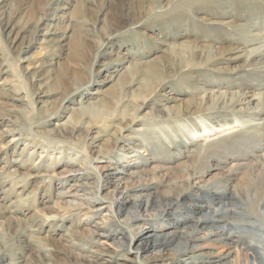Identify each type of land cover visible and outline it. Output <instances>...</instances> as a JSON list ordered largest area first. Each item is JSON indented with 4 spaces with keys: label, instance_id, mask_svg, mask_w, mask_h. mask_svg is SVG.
<instances>
[{
    "label": "rangeland",
    "instance_id": "374dc122",
    "mask_svg": "<svg viewBox=\"0 0 264 264\" xmlns=\"http://www.w3.org/2000/svg\"><path fill=\"white\" fill-rule=\"evenodd\" d=\"M262 46L264 0H0V264H264V198L250 207L264 112L216 105L264 94ZM191 47L194 68L178 69ZM148 69L163 77L150 95ZM129 74L142 84L120 88ZM204 96L218 109L172 115ZM203 119L210 134L193 138ZM234 222L262 230L241 239Z\"/></svg>",
    "mask_w": 264,
    "mask_h": 264
},
{
    "label": "bare ground",
    "instance_id": "6f19581e",
    "mask_svg": "<svg viewBox=\"0 0 264 264\" xmlns=\"http://www.w3.org/2000/svg\"><path fill=\"white\" fill-rule=\"evenodd\" d=\"M146 4H148V3H146ZM262 47H264V46H262ZM195 49L196 48H194V47L192 48L191 47V48H186L185 50H183V52H186L187 51V53L190 51L191 52V56H189L190 58H188L187 60H186V58L183 59L181 57L182 59H181V63L178 64L179 65V68L178 69H180V70H183V69L189 70L190 69L191 70V69L194 68L195 63H193V59L196 56L195 55L196 54ZM260 50L261 49H257L256 51H254L255 53H257V55L253 59V60H256L255 61L256 63L254 65H252V66L250 65V66L251 67L255 66L253 68L254 69L253 70L254 71L253 73H255V75H257V74L260 75L263 78V81H264V51H260ZM254 52L250 53L249 57L252 56L253 54H255ZM144 75L147 78V82L145 84H142V82H143L142 80L138 81V79H137V76L138 75L136 76V74H133V75L132 74H129V75H127L124 78H120L121 80L118 81L117 83L119 84V87L120 88H124V89H125V87L128 88L129 86H131L133 84H137V83H138V85L139 84H142L144 90H146L147 94L150 95V94L153 93L154 89L159 88L161 86V84L163 83V77H162V74H160L159 71H154L152 69L146 70L143 73V76ZM117 76H115V78ZM115 78H113V80H115ZM64 86H66L65 83H64ZM62 87H63V84H62ZM144 97H146V96H144ZM139 98H140V96H139ZM129 99H131V98H129ZM204 99H205V96L202 97L201 100L192 101L193 103L191 102V108H194L195 110H193V109L189 110L190 106L185 107V106H182V104H181L178 107L174 108L176 112H174L172 115L174 116L175 119H177L179 121L184 120L185 119V115H187V114H192V116H198V118H201L202 119L204 112L211 111L212 109L213 110H217L218 108H217L216 105H222V107H219V108H221L222 110H226L228 112V114H235L236 112H244V113L246 112L249 115H251L250 116L251 119L256 118L257 116H261V114L264 112V94L252 95L250 97H248V95H246V94H241V95H239V97L236 96L235 98H230V100H228V101L227 100H223L221 104H216L215 105L214 102H213V105H210L209 107H205L206 104H207V102ZM251 99L256 100V103L253 106L251 105L252 104ZM173 100H175V102L177 101V99H175V98ZM145 101H146V99H145ZM217 103H219V102H217ZM147 106H148V103H144V107H147ZM109 107H111V105H109V104H103V106H100L98 108L97 107H93L92 110L91 109L90 110H91V113L94 116V118L96 120H100L101 118H104L103 116L105 114H107L106 112H107V110H108ZM121 109H122L121 111H116L113 114H109V117L111 118V121H109V123H111V125H114V127H117V128L122 127L124 125V122L126 121L127 115H130V114H128L129 106L127 104H124ZM134 109H136V108L134 107ZM76 113H75V111H72V116H71V118H69L70 119V122L69 123L72 124V125L78 124V121H79V118L80 117H79V114L77 115ZM75 120H76V123L73 122ZM117 122H118V124H114V123H117ZM231 122L229 120H225L223 122V124H221L220 126H221V128L227 127V125L230 126V124H232ZM69 123H68V126H69ZM234 123H235V125H237V124H240L242 122L241 121L239 122V120L236 119V120H234ZM207 125H209L208 122H207V120L206 119H203L202 125H200V126L203 127V130H204L205 133H203L202 135H201V132L198 133V131L195 130L196 128L195 129L192 128L191 130H188V132L193 136V138H195L196 135H197L196 138H198L199 135H200V137L201 136H208L210 134L212 128L210 126H207ZM76 126H78V125H76ZM76 126H74L75 129H76ZM229 129L232 130L233 128L230 127L227 130H229ZM261 174H262V176H260V178H258V181H257V187H259V192H258L257 198H256V200L251 201V206H250L251 209H252V211L256 215H259L260 214V213L258 214V212H257L258 211V201L263 200V198H264V172L261 173ZM249 189L250 188H248V190ZM245 192H246V190H245ZM246 194H248V193H246ZM134 218L137 219V217H134ZM221 218H222L223 221L225 220V222H226V220H228V216L227 215H224V214L221 215ZM210 222H213V220L207 218V219H203L202 222H201V224L203 226H206L207 223H210ZM218 223H219V221H218ZM229 226H232L233 229L236 231L235 234H237V235H234V236H239L238 238H241V239H242V237L245 236V234H247V231H249V230H253V229H260V230H262V228L259 225H256L254 223L253 224L252 223L250 224V223H245V222H234V223L230 224ZM224 235H225L224 229H222V232L220 233V236L223 237ZM157 237L158 238L156 240L151 241L153 243V245H155L156 247L157 246H161L165 242H170L171 240H173V238H170V237L168 238L166 236L163 238L162 235L161 236H157ZM190 237L192 238L193 235H191V236L189 235V239H190ZM189 239H187V242L186 243H188L189 241H191ZM231 240H233V238ZM260 242H261V240H260ZM3 244H2V242L0 243V245H1L0 251L4 247ZM122 245L123 246H126L127 245L128 248H131V246L128 245V244H124L123 243ZM140 252H141L140 248H137V253H140ZM178 254H180V253L178 252ZM0 255H2V253H0ZM169 259H170V262L169 263H165V264H175L177 262V257H175V255H174V257H170ZM253 259H254V263L255 264H263V263L258 262V259H257V257L255 255L253 256ZM217 260L214 259V258H209L208 259V262L199 260L197 263L198 264H227V262H220L219 263Z\"/></svg>",
    "mask_w": 264,
    "mask_h": 264
}]
</instances>
